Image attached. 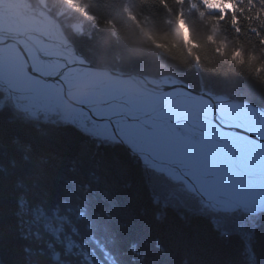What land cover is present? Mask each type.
<instances>
[{
    "label": "snow or ice",
    "instance_id": "obj_1",
    "mask_svg": "<svg viewBox=\"0 0 264 264\" xmlns=\"http://www.w3.org/2000/svg\"><path fill=\"white\" fill-rule=\"evenodd\" d=\"M19 3L31 13L29 30L9 33L0 27V121L8 112L43 117L55 127L96 140L98 146L124 147L150 174L146 183L154 205L175 209L182 204L180 192L190 193L200 205L194 214L210 212L209 223L220 239H239L247 264H264L257 248L264 238V0H172L176 10L169 0H157L162 10L175 11L171 23L178 30L179 44L161 41L146 27L149 18L144 16L141 23L128 5L118 9L120 0ZM188 3L192 9L207 11L213 33L225 22L235 34L256 38L259 56L240 46L231 50L230 61L239 70L206 71L225 78L247 71L259 81V93L217 91L203 81L194 88L183 78L185 68L203 69L198 50L204 45L190 34L184 13ZM101 8L106 14L96 10ZM117 11L133 21L135 31L116 18ZM73 15L80 18L78 23L68 22ZM207 41L216 45L217 54H224V41L217 43L211 34ZM114 46L122 53L115 57L119 68L92 54ZM176 50L180 55L174 54ZM73 147L67 145L66 150ZM6 155L0 152V159ZM51 159L55 154H41L35 160L25 155L23 164L12 159V173L0 164V174L20 178L16 188L26 193L16 199L17 210L11 212L15 227L11 222L5 225L0 215V264H12L16 245L30 237L40 242L35 250L39 256L61 246L65 256L94 264L76 226L77 221H87L86 228L91 229L89 206H73L54 195ZM162 181L180 192L169 189L162 202L153 188ZM3 210L0 203V213ZM161 218L157 214L156 219ZM88 239L100 246L94 233ZM156 247L164 251L159 243ZM130 250L139 255L136 245ZM23 251L33 253L27 245ZM102 251L108 264H118L110 251ZM54 259L57 264H71L62 262L59 252Z\"/></svg>",
    "mask_w": 264,
    "mask_h": 264
},
{
    "label": "trees",
    "instance_id": "obj_2",
    "mask_svg": "<svg viewBox=\"0 0 264 264\" xmlns=\"http://www.w3.org/2000/svg\"><path fill=\"white\" fill-rule=\"evenodd\" d=\"M169 3L173 10L177 9L178 6L172 3V0H169ZM125 4L141 23L144 16L149 18L146 27L152 29L161 41L175 40L179 44L178 30L175 24L171 23L175 11L162 10L157 0H120L118 9ZM96 10L101 15L106 14L102 8ZM201 11L204 12L203 16L200 15ZM184 13L191 36L204 47L198 50L202 57L203 69L195 65L185 68L181 72L183 78L194 88L203 81L213 85L217 91L237 95L247 91L259 93V81L247 71L243 74L230 73L227 78L206 71L239 70L238 66L230 61L231 50L240 46L246 52L254 51L259 56L260 53L254 47L256 38L251 34H235L230 24L225 22H221L213 33L207 11L192 9L190 3L184 6ZM116 18L129 30H136L133 21L126 19L123 13L117 11ZM68 21H73V18ZM253 26H256L255 23ZM210 34L216 37L217 43L224 41L223 55L217 54L214 50L216 45L207 41ZM92 54L110 59L113 68L121 66L115 59L122 55L119 47L114 46ZM174 54L180 55V52L176 50ZM184 56L186 57V52ZM41 119L43 118L32 119L17 112L5 114L3 121H0V140L4 143L0 152H7V155L0 159V164L12 173V159L18 164H23L25 155L30 160H35V157L41 154H55L56 159L50 160L56 177L54 195L67 198L73 206L78 203H86L89 206L91 229L86 228L87 221H77L76 226L82 234L80 243L86 245L94 264H108L102 249L110 251L118 264H247L242 241L234 238L226 242L220 239L209 223L210 212L205 210L203 215L194 214L200 207L195 205L194 199L191 200L190 193H181L178 187H172L166 181L155 182L153 188L160 193L162 202L167 198L169 189H172L180 192V200L186 202L187 208L182 204L176 205L175 209L154 205L146 183L150 174L141 168L140 163L131 157L124 147H98L94 139H86L71 128L55 127ZM81 144L83 148L79 147ZM67 145L75 147L67 151ZM72 168H75V171H70ZM19 179L0 174V203L4 205L0 215L4 216L5 225L11 222L14 227L16 220L14 216L11 217V212L17 210L16 199L21 194H26L23 188H16ZM129 184L131 187H128ZM157 214H161L160 220L156 219ZM92 233L99 240V247L88 239ZM157 243L163 246L164 251L156 247ZM133 244L137 246L139 255L130 250V245ZM25 245L33 249L32 254L23 251ZM39 246L40 242L31 237L27 241H19L12 254V264H57L54 259L55 252L61 253L62 262L82 264L81 258L65 256L61 246L45 249L44 256H39L35 252ZM257 248L260 256L264 258V238L260 240Z\"/></svg>",
    "mask_w": 264,
    "mask_h": 264
},
{
    "label": "rangeland",
    "instance_id": "obj_3",
    "mask_svg": "<svg viewBox=\"0 0 264 264\" xmlns=\"http://www.w3.org/2000/svg\"><path fill=\"white\" fill-rule=\"evenodd\" d=\"M69 18H73V21H68L70 23H78L80 19L79 17L75 15ZM30 21H31V13L29 12V9L24 4L19 3V0H0V27H3L6 30L13 29V28L24 29V28H29ZM86 26L87 25H85V28H87ZM32 122H35V121H32ZM47 124H50V123H47ZM34 125L38 127L36 123ZM98 147H103V146H98ZM172 187H174V185H172ZM190 196L192 198L191 200L194 199L195 205H198L197 207H200L196 197H194L191 194ZM185 204L186 202L185 203L182 202V205H185ZM184 207L187 208V205H185Z\"/></svg>",
    "mask_w": 264,
    "mask_h": 264
},
{
    "label": "bare ground",
    "instance_id": "obj_4",
    "mask_svg": "<svg viewBox=\"0 0 264 264\" xmlns=\"http://www.w3.org/2000/svg\"><path fill=\"white\" fill-rule=\"evenodd\" d=\"M28 30H29V28H24V29L13 28V29H8L7 32H9V33H16V32H20V31L27 32Z\"/></svg>",
    "mask_w": 264,
    "mask_h": 264
}]
</instances>
